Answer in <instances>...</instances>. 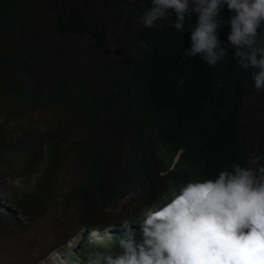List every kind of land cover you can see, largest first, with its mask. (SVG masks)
Here are the masks:
<instances>
[{
	"label": "trees",
	"instance_id": "obj_1",
	"mask_svg": "<svg viewBox=\"0 0 264 264\" xmlns=\"http://www.w3.org/2000/svg\"><path fill=\"white\" fill-rule=\"evenodd\" d=\"M33 1L0 0V103L18 115L41 109L62 116V124L53 119L45 120L44 127L23 128L21 121L15 129L9 128L10 113L0 107V152L11 156L19 169L32 165L26 183L9 202L28 222L37 211L54 205L60 174L71 156L83 163L73 197L80 201L79 223L88 224L83 198L90 189L102 190L119 176L126 159L149 154L163 165L180 149L181 164L210 174L232 162L244 164L252 155L240 136L238 119L250 111L260 110L264 116V93L256 95L262 97L260 105L246 101L254 92L252 70L241 68L235 59L228 63L233 49L226 43L225 25L217 34L227 55L210 66L200 54L185 55L189 45L184 34L191 31L186 21L179 31L167 25L154 32L142 30L137 21L141 10L125 7V34L113 39L127 52L122 60H105V27L101 31L105 45L92 31L104 14L95 0L87 9L79 8L80 0H51L55 6L42 17L31 13ZM194 15L190 12L188 17ZM41 19L50 28L45 29ZM132 51L138 53L134 59L129 57ZM181 78L183 85L178 84ZM233 118L237 131L230 132ZM112 183L106 199L135 186L117 193L119 186ZM3 216L17 222L16 217Z\"/></svg>",
	"mask_w": 264,
	"mask_h": 264
},
{
	"label": "clouds",
	"instance_id": "obj_2",
	"mask_svg": "<svg viewBox=\"0 0 264 264\" xmlns=\"http://www.w3.org/2000/svg\"><path fill=\"white\" fill-rule=\"evenodd\" d=\"M95 1L103 7L100 11L104 14L97 17L92 31L98 33L95 39L103 43L101 31L105 27V60H122L127 52L113 39L117 41L121 33L125 34V7L141 10L137 21L142 30L154 32L167 25L179 31L186 21L185 27L191 31L184 34L189 45L185 55L200 54L210 66L227 55L228 49L217 34L225 25L226 43L233 49L227 61L235 59L241 68L252 70L249 80L254 92L246 101L260 105L262 97L256 99V95L264 93V0ZM54 6L51 0H34L31 13L46 16L47 8ZM78 6L87 9L90 0H80ZM190 12L195 14L193 18L188 17ZM42 22L45 29L50 28L46 20ZM113 29L121 33L110 35ZM77 36L89 37L88 33ZM112 44V50H119L116 54L120 55H111ZM137 54L132 51L129 57L134 59ZM184 83L183 78L178 82ZM250 114L252 118L259 116L256 123H261L256 125L254 145L244 138L247 126L255 124ZM249 115L238 119L242 125L240 136L252 154L244 164L232 162L213 173H204L181 164L180 149L173 158L167 156L163 165L149 154L126 159L120 175L111 178L109 184H118L117 193L130 185L134 188L112 199H106L112 193L109 184L102 190L90 189L83 198L87 204L83 211L89 212L91 221L79 223L78 214L76 228L69 236L74 238L36 264H264V116L260 110L250 111ZM235 122L234 118L229 122L230 132L237 131ZM150 146L154 148L156 144L150 141ZM76 189L77 186L70 191L69 197L80 206L73 197ZM130 195L126 212L113 216L103 212L104 204L111 206ZM134 200L138 204L130 208Z\"/></svg>",
	"mask_w": 264,
	"mask_h": 264
},
{
	"label": "rangeland",
	"instance_id": "obj_3",
	"mask_svg": "<svg viewBox=\"0 0 264 264\" xmlns=\"http://www.w3.org/2000/svg\"><path fill=\"white\" fill-rule=\"evenodd\" d=\"M120 32L118 29L116 33ZM112 44L109 46L111 55L118 56L117 51L112 50ZM2 103V104H1ZM0 107L8 111L11 115L9 128L17 129L18 122H24L25 126L35 124L44 127L42 124L46 120H56L62 124L61 114L43 111H22L19 115L14 114V110L5 103L1 102ZM249 115L250 120L255 123L248 125L245 131V140L256 142V123L259 116ZM0 121L3 119L0 117ZM8 141V139H6ZM124 151V150H123ZM40 152V150H39ZM35 162V161H34ZM0 264H36L43 257L45 258L54 249L62 248L64 243L71 238V233L75 230L78 220V202L69 197L73 190L83 177V164L76 156H71L68 162L64 163L60 174L61 183L53 199L54 205L46 210H39L34 213V219L28 222L26 217L19 215L10 205V198L18 190L21 184L26 183V177L31 173V166H25L19 169V165L11 160V156L0 152ZM35 166L38 162L34 163ZM134 195V194H133ZM132 196H127L122 200L114 202L109 206L104 204L103 212L109 215L126 212L128 201ZM137 200L132 201L129 205L136 206ZM3 215L16 217L17 222H9V218Z\"/></svg>",
	"mask_w": 264,
	"mask_h": 264
},
{
	"label": "bare ground",
	"instance_id": "obj_4",
	"mask_svg": "<svg viewBox=\"0 0 264 264\" xmlns=\"http://www.w3.org/2000/svg\"><path fill=\"white\" fill-rule=\"evenodd\" d=\"M73 244V243H72Z\"/></svg>",
	"mask_w": 264,
	"mask_h": 264
}]
</instances>
